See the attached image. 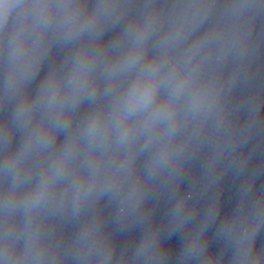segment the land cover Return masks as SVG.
Returning <instances> with one entry per match:
<instances>
[{
	"label": "clouds",
	"instance_id": "9594fccd",
	"mask_svg": "<svg viewBox=\"0 0 264 264\" xmlns=\"http://www.w3.org/2000/svg\"><path fill=\"white\" fill-rule=\"evenodd\" d=\"M16 3L17 0H0V30L4 29L11 9ZM20 7L21 9H26L31 6L21 4ZM41 7L48 6L42 5ZM27 19L28 17L25 14L17 25L16 35L21 37V40L17 43V47L26 40L23 29ZM74 24L75 20L73 21ZM41 27H46V22ZM85 67V65L78 64L77 70L83 73ZM181 87L179 86L172 91H164L162 95L158 96V93L161 92V85L157 75L151 72H141L140 78L129 93L128 103L124 105L123 111L120 113L121 121H125L126 123H115L113 113H110L108 116L96 113L92 116L86 127V144L89 151H95L93 146L97 141L114 142L115 149L112 152V156H120L122 160L119 165L114 163L109 164V169L112 172L111 179H115L121 174L126 176L132 170L135 164L134 157L136 152L134 145L137 143L138 136L144 133L145 129H148L147 140L154 139L157 130H162L168 135L173 134L175 122L179 118V113L175 109L179 108L181 104L179 96ZM86 88L87 79L86 77H82L75 79L67 89V92L79 96ZM59 92L60 88L58 86L53 89L54 95L59 94ZM136 109L139 111H134ZM79 140L80 137H77L66 145L61 154V163L50 168L48 174L38 182L31 201L33 207L54 191L57 182L61 180L65 165L74 162L73 157L76 154L75 146ZM125 148L126 150L123 152L120 151ZM101 155H104V153H101ZM85 175H89V173L85 172ZM108 182L109 180L102 179L98 172L92 173L89 180L86 182L82 181L73 186L76 200L82 202L86 198L100 196L111 198L114 193H109L105 190ZM98 184L100 185L99 188H97ZM134 187L133 185V188L129 190V196L134 195ZM67 192L68 189L65 188L64 194L66 195Z\"/></svg>",
	"mask_w": 264,
	"mask_h": 264
}]
</instances>
